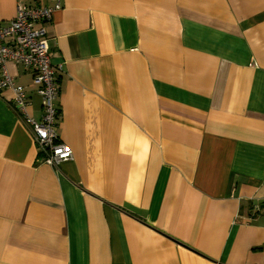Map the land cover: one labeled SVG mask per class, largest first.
<instances>
[{"label":"crops","instance_id":"crops-1","mask_svg":"<svg viewBox=\"0 0 264 264\" xmlns=\"http://www.w3.org/2000/svg\"><path fill=\"white\" fill-rule=\"evenodd\" d=\"M56 2L0 0V24ZM61 5L45 28L74 157L44 163L1 93L0 264H264V0Z\"/></svg>","mask_w":264,"mask_h":264},{"label":"built area","instance_id":"built-area-1","mask_svg":"<svg viewBox=\"0 0 264 264\" xmlns=\"http://www.w3.org/2000/svg\"><path fill=\"white\" fill-rule=\"evenodd\" d=\"M61 7V0L49 6L21 4L15 18L0 24V95L8 89L13 91V108L32 134L43 162L56 167L74 157L72 148L60 138L56 101L61 88L45 28ZM11 63L23 66L33 76L42 100L43 114L39 120L29 112L32 103L27 87L16 82Z\"/></svg>","mask_w":264,"mask_h":264}]
</instances>
